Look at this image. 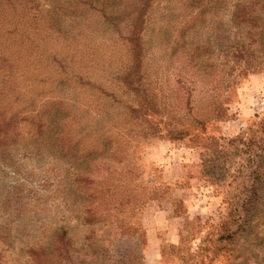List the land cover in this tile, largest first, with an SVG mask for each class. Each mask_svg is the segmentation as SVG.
Here are the masks:
<instances>
[{
	"label": "rangeland",
	"instance_id": "1",
	"mask_svg": "<svg viewBox=\"0 0 264 264\" xmlns=\"http://www.w3.org/2000/svg\"><path fill=\"white\" fill-rule=\"evenodd\" d=\"M195 1L162 0L144 29L145 89L166 116L126 108L138 101L108 81L127 50L90 10L70 13L76 0H0V110L29 120L0 146V264H264V180L250 175L264 167V10L240 22ZM56 50L83 81L59 97ZM32 115L49 121L42 138ZM208 139L241 144L227 173L202 172Z\"/></svg>",
	"mask_w": 264,
	"mask_h": 264
},
{
	"label": "trees",
	"instance_id": "2",
	"mask_svg": "<svg viewBox=\"0 0 264 264\" xmlns=\"http://www.w3.org/2000/svg\"><path fill=\"white\" fill-rule=\"evenodd\" d=\"M110 1L111 0H76L77 5L73 9H70V13L76 15L78 11H81V8L90 10L92 13L91 16L95 20L94 29H97L98 24H100L101 28L112 26L113 30L117 32L118 39L127 50L129 59L124 68H118L114 70L110 67L109 74H112L110 78H112L113 83L111 81L108 82L111 85L115 84V86L120 91V96L130 97L131 94L134 95L135 98L131 96L128 98L127 102H129L131 99H136V101H138V107L134 109L131 107L126 108L135 113L149 110L150 113L153 112L168 116L170 114L169 108L164 105L161 108V111L159 110L158 112L156 109V104L154 103V97L147 95V90L145 89L146 79L144 78V73L142 71V56L145 51L143 43L144 29L150 21L151 11L153 9H157L161 5L162 0H123L125 8L122 9H116V6L113 8L111 6L112 3L109 6ZM203 1L204 0H201V3H196L195 1L196 9H199L203 6L208 7L210 5L211 8L214 9L213 7L216 8L218 4H222L224 7L228 6L237 10L239 14L237 18L240 19V22H246L250 14L258 11L257 8L259 7V10H264V0H216L217 3L214 0L211 2L207 0L205 4ZM202 14L203 12H200L197 17L193 18L194 25L199 22V18L202 16ZM48 31L50 32L51 29ZM93 35L96 36V33H93ZM47 40H43L44 48L41 51L42 55H47L48 51L50 50V47L45 46ZM70 50L71 49H68V51ZM47 58V60H50V64L52 65L54 72H57L58 76L61 77L58 83H56V87L51 90L48 95H55L56 97H59L63 87L66 88V83L68 81H74L76 84L83 86L82 76H80V73L76 72L77 70L75 69L76 63L74 58L69 59L66 55V52L63 54L61 51L59 52V50H56L53 55H49ZM86 84L91 85L90 83ZM4 88V85L0 86V94L2 95L4 94ZM109 88L110 87L107 88L105 86V83H99L93 87V89L97 90L99 94L103 95L104 97L111 98L114 103L120 104L121 101L123 102V100L117 98L118 93L109 92L111 90ZM59 89L60 95L58 93ZM153 109H155V111ZM18 120L20 122H29L28 118L20 119L19 113L7 115L4 111L0 110V146L6 145L4 144L6 141L12 142L14 139H16L15 128L17 127ZM48 122L49 121L45 123V120L43 121L40 115H32L30 118V123L37 129V135L40 138H42L43 135L47 133V129L49 127ZM262 130L264 131V126L262 127ZM172 132L173 131H171V133ZM254 136L256 137L257 135ZM64 137L65 135L61 134L57 136L59 143L61 141H65V139H63ZM255 137L252 139L255 140ZM208 140L210 142L201 148L206 153L205 158L201 159L202 172H204L205 176L210 177L227 173L226 167H229L228 163L230 157H235L239 153H242V150L239 148L241 144L227 148L223 145H219L218 142L213 139ZM255 150H259V146H256V149H251L250 151L253 152ZM254 168L255 170L250 174L252 176L251 179H253V181L264 180V173H262L264 167L258 165V163H255ZM222 179H224V177ZM253 191L256 193V189ZM248 193H250V191H248ZM257 201L258 198H255V196H253L252 200L249 198L250 206L257 205ZM59 239H62V237ZM60 243H62L61 240ZM31 254L34 257V260L36 259L39 263L42 261L39 258L44 257L42 248L31 250Z\"/></svg>",
	"mask_w": 264,
	"mask_h": 264
}]
</instances>
